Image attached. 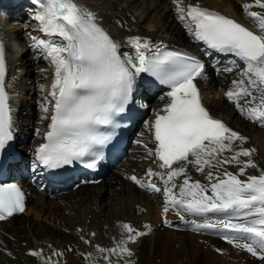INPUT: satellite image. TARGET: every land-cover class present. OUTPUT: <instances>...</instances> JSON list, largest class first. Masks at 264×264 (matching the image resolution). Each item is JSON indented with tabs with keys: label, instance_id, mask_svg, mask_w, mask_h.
I'll use <instances>...</instances> for the list:
<instances>
[{
	"label": "snow or ice",
	"instance_id": "obj_1",
	"mask_svg": "<svg viewBox=\"0 0 264 264\" xmlns=\"http://www.w3.org/2000/svg\"><path fill=\"white\" fill-rule=\"evenodd\" d=\"M30 2L35 6L32 19L38 22L37 30L46 37L31 36L32 47L54 70L50 90L39 105L47 130L37 131L42 142L33 150V173L46 170L56 175L54 170L74 165L96 169L106 149L119 150L118 130L127 127L121 123L122 114L148 108L147 104L137 106L138 80L145 87L165 86L168 90L159 97L163 106L152 110V118L144 122L147 141H136L156 168H147L142 176L125 175V179L146 191L163 193L165 225L171 226L167 213L174 209L192 230H209L264 264V168L252 159L256 149L243 147L247 137L213 117L203 104L197 81L207 78L204 63L139 35L130 36L131 51L122 52L96 14L76 0ZM172 2L178 21L193 41L203 42L206 55L235 57L230 66L217 69L218 74L236 71L239 77L224 95L241 115L264 127V0L242 4L255 31L199 3ZM9 88L6 51L0 42V152L14 140L15 98ZM225 165L238 171H228ZM189 166L204 174L207 183L193 181ZM250 168L259 174H248ZM24 211L22 188L17 183H0V221ZM181 213L202 221H186ZM121 227L122 238L114 247L96 245L99 256L89 253L85 259L113 264L115 257L116 264H133L127 245L147 233L127 223ZM145 228L151 230L148 225ZM28 254L42 264H59L53 258L63 255L53 250L44 256L42 249Z\"/></svg>",
	"mask_w": 264,
	"mask_h": 264
},
{
	"label": "bare ground",
	"instance_id": "obj_2",
	"mask_svg": "<svg viewBox=\"0 0 264 264\" xmlns=\"http://www.w3.org/2000/svg\"><path fill=\"white\" fill-rule=\"evenodd\" d=\"M199 1L239 18L237 0ZM76 2L94 12L99 22L109 28L118 40L144 32L157 37L186 41L173 18L171 5L165 0ZM4 28L9 35L8 59L15 80L21 84L33 80L39 74L33 70L26 51H23L20 25L10 23ZM42 81L45 85L48 80L44 76ZM223 90L221 79L211 77L204 91V101L209 104V111L221 116L219 119L222 122L233 120L236 123L241 134L247 137L243 147L256 149L252 159L260 168H264V129L255 127L243 120L244 117L235 115L224 100ZM27 95L28 93L25 96ZM36 122L37 118L32 115L30 123L37 124ZM23 150L24 148H21V151ZM20 156L24 157L25 152ZM229 169L238 170L235 166H229ZM126 170L127 168L119 166L111 171L108 178H103L96 185H84L74 191L57 194L53 198L44 197L40 193L31 197L25 213L13 215L0 225V240L6 248V252H2L3 245L0 243V264H42L40 259L28 254L32 250L41 249L44 256L51 255L53 250L63 253L62 257L53 258L58 259L60 264H105L102 259H85V256L92 253L98 257L96 245L109 248L120 241L121 225L124 223L134 227L140 225L143 220H150L152 224L158 220L157 197L144 195L125 181L119 173ZM247 172L259 174L256 169L251 168L247 169ZM198 175L203 177L200 172ZM140 204L145 206V211L138 212ZM29 210L33 214L26 215ZM43 219H48L55 225H46L42 222ZM150 229L149 231L143 227L147 234L127 245L133 253L130 258L133 264H260L259 260L247 256L235 247H228L230 256L218 254L206 243L199 241L198 234L187 229L159 225ZM92 233H95V236H92ZM85 239L91 243L86 244ZM136 250L141 252L139 258L136 256ZM112 260L113 264H116V258L113 257ZM120 264H123V261H120Z\"/></svg>",
	"mask_w": 264,
	"mask_h": 264
},
{
	"label": "rangeland",
	"instance_id": "obj_3",
	"mask_svg": "<svg viewBox=\"0 0 264 264\" xmlns=\"http://www.w3.org/2000/svg\"><path fill=\"white\" fill-rule=\"evenodd\" d=\"M25 70L28 71L26 68H25ZM32 216H34V215H32ZM42 222L45 223L46 225H49V226H53V225H55V223L49 222L48 219H43ZM66 230L68 231L69 229L67 228ZM139 253H140V254H139ZM137 255H138V258H139L140 255H141V252L138 251V250H136V256H137ZM139 261H140V260H139Z\"/></svg>",
	"mask_w": 264,
	"mask_h": 264
}]
</instances>
